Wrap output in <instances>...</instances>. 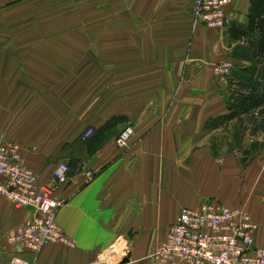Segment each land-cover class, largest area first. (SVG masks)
<instances>
[{"label": "crops", "instance_id": "0c3cea01", "mask_svg": "<svg viewBox=\"0 0 264 264\" xmlns=\"http://www.w3.org/2000/svg\"><path fill=\"white\" fill-rule=\"evenodd\" d=\"M194 1L0 0V140L19 145L41 185L55 184L56 221L75 244H50L35 264H150L180 211L207 201L243 207L264 243V104L230 118L227 102L231 84L264 92V56L241 35L251 0L227 7L223 29L196 24ZM91 6L120 22H41L47 7ZM225 60L236 67L227 78L213 72ZM62 162L68 180L54 183ZM32 213L0 195V264Z\"/></svg>", "mask_w": 264, "mask_h": 264}, {"label": "built area", "instance_id": "2783aa9c", "mask_svg": "<svg viewBox=\"0 0 264 264\" xmlns=\"http://www.w3.org/2000/svg\"><path fill=\"white\" fill-rule=\"evenodd\" d=\"M234 0H195L193 18L196 24L223 29L232 24L227 7ZM235 69L232 60L213 66L217 76L230 77ZM95 134L89 128L83 138ZM133 127L128 125L116 139L119 150L129 148ZM69 165L62 162L54 171V183L68 180ZM85 180L94 174L85 170ZM55 184L43 186L36 173L23 163L19 145L0 140V195L18 208L31 209L32 216L9 237L16 247L8 264H35L40 252L50 244L74 247L56 218L63 202L54 197ZM259 225L243 207H228L207 201L195 208L180 211L167 238L150 256V264H264V243H257ZM23 253L31 254L34 260Z\"/></svg>", "mask_w": 264, "mask_h": 264}, {"label": "trees", "instance_id": "16d2710c", "mask_svg": "<svg viewBox=\"0 0 264 264\" xmlns=\"http://www.w3.org/2000/svg\"><path fill=\"white\" fill-rule=\"evenodd\" d=\"M241 35L249 38L248 43L254 49L255 56H264V0H251L249 22ZM253 35L258 36L257 40L252 39ZM231 86V94L227 98L231 112L230 118L264 104V92L262 95L246 93L241 86L236 84H231Z\"/></svg>", "mask_w": 264, "mask_h": 264}, {"label": "rangeland", "instance_id": "374dc122", "mask_svg": "<svg viewBox=\"0 0 264 264\" xmlns=\"http://www.w3.org/2000/svg\"><path fill=\"white\" fill-rule=\"evenodd\" d=\"M70 11L71 12L69 13V15L58 14L56 16V15L50 14L49 9L47 7V9H43V14L41 16V22H43V24H49L50 22H58V23L70 22L71 24L75 26H82V25H87V24L96 23V22L114 25L120 22L119 17L114 15L116 13L113 11H109L107 7L91 6L86 9H81L80 7H73V8L70 7ZM59 12H60V7H59ZM63 12H66V8H63ZM78 28L81 29V27H78ZM42 33H43V37H49L50 32L48 30V27H45ZM81 49H82L81 46L74 47L75 52H79ZM95 49L97 48L90 46L91 53ZM129 124H130L129 122H126L125 124H123V126L121 127V131L125 128L126 125H129ZM103 262H107V261L102 260V263ZM110 264H114V263L111 262Z\"/></svg>", "mask_w": 264, "mask_h": 264}, {"label": "water", "instance_id": "95a60500", "mask_svg": "<svg viewBox=\"0 0 264 264\" xmlns=\"http://www.w3.org/2000/svg\"><path fill=\"white\" fill-rule=\"evenodd\" d=\"M126 262H128V259H127V260H125V261H123V263H126Z\"/></svg>", "mask_w": 264, "mask_h": 264}]
</instances>
